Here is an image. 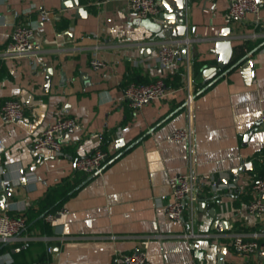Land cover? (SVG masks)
<instances>
[{
    "label": "crops",
    "instance_id": "obj_1",
    "mask_svg": "<svg viewBox=\"0 0 264 264\" xmlns=\"http://www.w3.org/2000/svg\"><path fill=\"white\" fill-rule=\"evenodd\" d=\"M71 1L0 0V52L13 25L26 21L41 59L0 57V104L17 98L24 106L21 119L0 116L5 145L0 179L9 178L12 187L0 213L27 217L19 237L0 249V264L42 259L120 264L119 254L142 250L143 240L149 264H264V213L245 208L254 196L252 176L264 172V0H257L258 20L248 12L241 21L228 15L229 0H185V34L178 38H188L186 54L168 66L158 64L156 51L170 38H153L128 0ZM40 8L51 10L49 20L39 17ZM224 29L229 33L221 34ZM218 38L231 41L229 64L252 51L249 62L197 93L204 85V61L215 62L209 50ZM92 55L105 66L92 68ZM157 77L164 79L167 93L131 108L123 86ZM188 92L194 95L190 105ZM68 115L76 125L59 135L63 153L34 149V135ZM182 127L191 137L171 139ZM98 147L109 152L101 170L77 171L75 159ZM246 162L249 167L235 181L228 171ZM20 171L34 178L22 181ZM181 172L192 175L199 195L193 206L185 200L183 219L177 221L165 208L173 200L169 178ZM211 179L233 186L211 198ZM64 191L55 203L67 212L45 221L42 200ZM191 229L197 235H183ZM237 233L257 234V251H235Z\"/></svg>",
    "mask_w": 264,
    "mask_h": 264
},
{
    "label": "built area",
    "instance_id": "obj_2",
    "mask_svg": "<svg viewBox=\"0 0 264 264\" xmlns=\"http://www.w3.org/2000/svg\"><path fill=\"white\" fill-rule=\"evenodd\" d=\"M128 7L134 11L139 17L156 19L160 12V5L157 0H128ZM248 12L255 15V19H259V4L257 0H229L228 15L236 20L246 18ZM39 17L42 20H49L51 10L40 8ZM188 38H177L161 41L158 44L156 57L160 66L170 65L175 58V54L179 51L178 45L187 44ZM35 35L33 26L26 21L16 22L9 34L8 41L4 49L0 52L2 58L12 59H31L32 63L41 62L37 53ZM89 64L92 68L97 69L105 66V62L92 55L89 59ZM168 89L163 78L157 77L149 82L128 81L123 86L122 96L127 104L137 109L146 101L161 98L167 93ZM192 92H188L185 97V104L190 105L192 102ZM0 116L3 121H13L21 119L24 116V106L20 99L7 98L0 104ZM76 125V118L73 116H60L53 122L47 125L42 131L34 135L33 147L36 150L51 149L55 154L63 153V144L59 135ZM171 139H189L191 131L188 127L174 129L170 134ZM5 149L3 140L0 137V156ZM109 158V152L102 147L94 149L92 152L79 156L74 161V167L77 171L85 174L97 173L101 170L104 162ZM0 173H5V169L0 165ZM19 179L29 178L34 176L31 172L20 171ZM169 186L173 195V200L166 206L167 215L177 221L183 219L186 199L189 200V205L193 206V202L199 195V188L191 174L176 173L169 178ZM11 185V180L7 177L0 179V193L7 186ZM232 183H223L216 179H211V187L214 191L222 190L223 188L232 187ZM251 190L254 194L245 208L250 214L264 213V172L254 174L251 178ZM67 212L65 207H59L55 211H49L44 214L45 221H54L58 215H63ZM193 218L188 221L191 225ZM27 217L23 213H11L3 210L0 213V243H9L19 237V233L26 227ZM184 236L197 235L192 229L183 233ZM147 246V240L142 241L143 249L137 251L123 252L119 254L120 264H149L146 258L144 248ZM232 248L240 253H255L259 248L257 234L249 236L244 233H237L232 239ZM50 251V247L47 248ZM31 264H61L52 259H42Z\"/></svg>",
    "mask_w": 264,
    "mask_h": 264
},
{
    "label": "water",
    "instance_id": "obj_3",
    "mask_svg": "<svg viewBox=\"0 0 264 264\" xmlns=\"http://www.w3.org/2000/svg\"><path fill=\"white\" fill-rule=\"evenodd\" d=\"M75 5L77 4L76 0L71 1ZM160 5V12L158 14L159 20H151L149 18L138 17V21L142 25H144L149 31L153 32L154 37H167L170 39L181 37L185 34V23H184V8H185V0H171L168 2L167 0H157ZM229 33L228 29H224L221 31V34ZM179 53L176 52V56L181 54L185 57L186 48L183 43L178 45ZM210 53L214 54L215 62H211V60H205L202 67H201V74L203 75V87L197 91L204 90L208 85H210L214 80L219 78L220 76L226 74L230 71L234 66L237 64H247L249 62V55L252 51L245 53L235 62L229 64L231 60V53H232V45L231 41L228 38H218L214 41L213 46L209 50ZM247 66V65H246ZM47 77L45 85L47 86L49 83V75L51 70L49 68L46 69ZM196 93V94H197ZM194 96V95H193ZM122 152V151H121ZM40 154L37 156L38 159L40 158ZM250 165V162L244 163L240 168L230 169L228 172L234 174V180L238 178V175L242 172V170H246ZM25 178H22V181ZM236 181V180H235ZM12 187H6L5 190L0 193V208H4V203L7 197L11 196ZM219 193L216 191H212V195L210 196L213 198L217 196ZM200 204L204 205V200L202 199ZM212 214L214 213V209H209ZM227 221L223 220V226H226ZM7 243H2L0 245V249L5 246ZM221 253L219 254L218 262H220Z\"/></svg>",
    "mask_w": 264,
    "mask_h": 264
},
{
    "label": "trees",
    "instance_id": "obj_4",
    "mask_svg": "<svg viewBox=\"0 0 264 264\" xmlns=\"http://www.w3.org/2000/svg\"><path fill=\"white\" fill-rule=\"evenodd\" d=\"M198 69H195V74L197 72ZM179 78V77H178ZM198 86H202L201 84H199ZM66 193V191L62 192L60 195L58 194H55V195H47V197H45L42 201H43V207L44 208H47L48 212L49 211H55L58 206H59V203H55V201L57 200V197H60V196H64ZM31 216V215H29ZM32 217V216H31ZM30 218V217H29Z\"/></svg>",
    "mask_w": 264,
    "mask_h": 264
}]
</instances>
